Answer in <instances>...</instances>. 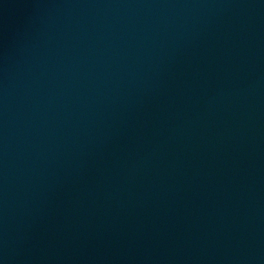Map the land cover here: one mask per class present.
<instances>
[{"label": "water", "instance_id": "1", "mask_svg": "<svg viewBox=\"0 0 264 264\" xmlns=\"http://www.w3.org/2000/svg\"><path fill=\"white\" fill-rule=\"evenodd\" d=\"M0 264H264V0H0Z\"/></svg>", "mask_w": 264, "mask_h": 264}]
</instances>
